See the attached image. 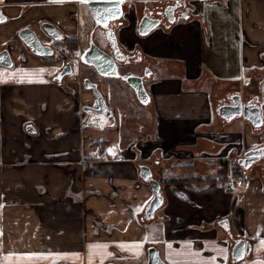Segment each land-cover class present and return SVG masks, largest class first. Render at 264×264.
<instances>
[{
    "label": "crops",
    "instance_id": "1",
    "mask_svg": "<svg viewBox=\"0 0 264 264\" xmlns=\"http://www.w3.org/2000/svg\"><path fill=\"white\" fill-rule=\"evenodd\" d=\"M190 2L192 18L170 31L139 38L134 18L120 31L126 50L136 44L160 65L150 103L136 98L148 119L119 117L106 95L111 77L101 81L113 114L107 124L85 122L95 95L80 79L55 81L64 56L42 59L18 35L30 26L53 45L40 28L50 20L79 40L75 4L0 0L8 18L0 50L13 63L0 65V264H146L149 246L167 264H264V159L243 166L248 175L232 192L211 180L216 160L238 161L264 142V125L236 117L230 126L236 118L218 113L231 104L223 99L259 93L264 0ZM141 165L164 199L152 219L145 212L154 193ZM239 239L251 252L236 262Z\"/></svg>",
    "mask_w": 264,
    "mask_h": 264
},
{
    "label": "water",
    "instance_id": "2",
    "mask_svg": "<svg viewBox=\"0 0 264 264\" xmlns=\"http://www.w3.org/2000/svg\"><path fill=\"white\" fill-rule=\"evenodd\" d=\"M48 2H64V1H80V0H46ZM90 9L93 19L96 23L105 27L110 19L118 18L122 14L121 2L122 0H84ZM5 21V16L0 8V22ZM146 26L139 28V34L144 37L151 33L153 30L158 28V21L156 20H144ZM142 25V24H140ZM42 27L45 33L53 38L54 40L62 39V33L56 26L51 22L42 23ZM19 36L24 42V44L30 48L31 52L39 57L52 56L54 49L50 45L44 44L38 35L30 28L25 27L19 31ZM112 40L116 43V36L113 31L110 32ZM117 49L118 46L116 45ZM5 60L0 61V65L11 67L12 60L7 51H2ZM120 52H116L115 55H109L102 51L94 42L90 43L89 49L84 52L81 57L82 62L86 65L91 66L95 71L102 77H116L123 80L135 93L136 98L144 105L150 102V96L146 90L143 79L141 76L136 74L121 75L118 72L117 60L120 59ZM72 67L70 63H67L63 72L59 74L55 81L60 82L65 74H71ZM86 88L92 89L94 95L97 99L98 106L103 107L105 101L98 91L95 84H90L87 79L85 81ZM260 91L264 97V79L260 83ZM264 105V104H262ZM106 106V105H105ZM87 108H84V110ZM218 113L225 120L231 121L236 117H242L249 121L255 127H262L264 124V117L262 112V107L254 105L252 101H247L243 103V98L240 94H235L233 96V102L231 104L222 105ZM264 156V146L256 149L248 150L243 158L238 160V163L244 167H249L252 163L257 161L259 158ZM140 176L146 182H148L153 190V198L149 202L146 208V217L152 219L154 213L163 204V196L160 192V183L158 180L152 177L151 168L148 165L140 166ZM251 252V245L247 243L244 239L237 240L233 247L231 256L236 262L244 260ZM109 264H119V263H109ZM146 264H167L160 255L159 250L155 246H149L147 248V261Z\"/></svg>",
    "mask_w": 264,
    "mask_h": 264
},
{
    "label": "flooded vegetation",
    "instance_id": "3",
    "mask_svg": "<svg viewBox=\"0 0 264 264\" xmlns=\"http://www.w3.org/2000/svg\"><path fill=\"white\" fill-rule=\"evenodd\" d=\"M64 2H72L73 4H75L76 13H77L76 15L78 17L80 27L82 24H81L79 17L82 13L83 8L86 10V14L91 20V23L89 27L86 29L85 37L83 40V45H81V48H80V41L78 40V38L72 37V38L77 39L78 49L76 50V57L69 58L65 48L60 43H56L58 41L63 40L64 37H66V35H64L62 28L50 20H45L41 22L40 28L44 33L45 31L42 27V23L44 22L53 23L56 26V28H58L59 31L62 33V39L60 40H54L53 38L50 37V40L53 43V45H50V46L54 49V53L50 57L55 58L56 56L57 57L59 56L63 58L64 56L63 64L61 68L56 72L54 79L57 78L61 72H63L67 63H70L72 67V73L65 74L62 77L61 81L58 83L65 82V78L67 77V78H73V79H80L83 86L85 87H86L85 81L87 79L90 81V84H95L98 88V91L102 95L106 106L104 104H103V107L98 106L97 99L95 97V103H94L95 105L94 106L85 105L84 108H87V109L85 110L83 109V112L85 115L84 120L85 122H104V123L110 124L113 121V114H112L111 108L107 105L105 96L102 93L101 88H100L101 79L102 78L104 79L105 77L100 76L93 67L88 66L84 62H82L81 60L82 55L84 54V52H86L89 49L90 43L92 42H94L102 51H104L105 53L109 55H115V53L119 51L121 58L117 60L118 72L120 69H124L127 66H132L133 68H135V71L133 72H127L125 74H121L120 72L119 73L121 75L136 74V75L141 76L143 79L144 85L146 87V90L149 94L148 86L155 79V72L153 70L154 69L153 67L156 66L157 64L158 65L160 64L154 58H151L147 56L146 54H144L142 50L139 48V46L136 44H134L133 48L130 51L126 50L125 47L121 44L120 39H119L120 31L123 28H127L129 26L130 18H134L136 20L135 33L139 38H144L147 36L146 35L142 37L139 34L140 26L142 27L146 26V22L142 23V21L144 20H147V21L156 20L158 21V26H159L158 28H161L162 30H165V31H170L177 23L182 22V21H188L192 18V14L190 12V9L192 6L191 2L190 0H122L121 2L122 14L118 18L110 19L105 27H102L100 24L96 23V21L92 17V14L86 2H80V1H64ZM55 3H59V2H55ZM5 20L6 21L8 20L6 16H5ZM25 27H30V26H24L23 28ZM81 29H83V27ZM111 31H113L116 36V43L114 42V40H112L110 36ZM58 45L61 46L62 48L58 47ZM116 45L118 46V49ZM0 52H2V50H0ZM77 53H79L80 55H77ZM45 57H48V56H45ZM4 60H5L4 54L1 53L0 61H4ZM83 69L87 71L89 70V73L85 72V73H82L81 76H79V72L80 73L83 72ZM90 72H92L93 75L90 74ZM263 79H264V76H263ZM89 90H92V89H89ZM249 100L252 101L254 105H258L262 107V112H263V117H264V105H262L264 104V97L262 96L261 91L259 90V93L255 94L254 96L249 95V97H244L243 103H246ZM232 102H233V96L228 97V99L226 100L225 99L222 100V103H232ZM263 146H264V142L262 145H260V147H263ZM263 159H264V156L259 158L257 160L258 164H261Z\"/></svg>",
    "mask_w": 264,
    "mask_h": 264
},
{
    "label": "rangeland",
    "instance_id": "4",
    "mask_svg": "<svg viewBox=\"0 0 264 264\" xmlns=\"http://www.w3.org/2000/svg\"><path fill=\"white\" fill-rule=\"evenodd\" d=\"M79 19H80L81 24H82L81 28L83 27L81 34L79 36L80 48H81V45H83V40L85 37L86 29L89 27V25L91 23V20L89 19L88 15L86 14V10L84 8L82 9V13H81ZM133 71H135V68H133L132 66H127L124 69L119 70V72L121 74H125L127 72H133ZM85 72H87V70L83 69V72H81V73L79 72V76H81L82 73H85ZM163 75L164 76L168 75V73L161 74V76H163ZM67 80H69V78L66 77L65 81H67ZM102 80H103V78L101 79V81ZM105 85L107 87V94L106 95L108 96V99L110 101V105L118 113L119 117L123 116L124 114H127L128 119H131L134 116H139V117H143V118H147V119L152 117V112L137 102L136 97H135L132 89L123 80H121L120 78H115V77L107 78V79H105ZM238 122H239V118H236L232 121L230 126H234V125L238 124ZM232 142L237 144L235 140H233ZM234 148H235L234 150L236 151L237 148H239V146L234 147ZM225 153H226V151H224L222 153V155H224ZM222 159H224V158H222ZM233 161L234 160H231L230 162H233ZM209 162L210 161H208V162L206 161L205 163H209ZM165 176H167V174H165ZM160 212L161 211L159 210L157 214H160ZM61 264H63V263L61 262Z\"/></svg>",
    "mask_w": 264,
    "mask_h": 264
},
{
    "label": "trees",
    "instance_id": "5",
    "mask_svg": "<svg viewBox=\"0 0 264 264\" xmlns=\"http://www.w3.org/2000/svg\"><path fill=\"white\" fill-rule=\"evenodd\" d=\"M56 43H60L65 50L67 51V55L69 58L76 57V50L78 49V41L76 38L72 37H64L63 40L58 41ZM51 57H43L42 59H50ZM255 131H261L257 128H254ZM195 150V148H192ZM221 149V145H219V148L216 149V152H218ZM214 165L217 167V170L215 172V176L211 177V180H214L216 182L222 183L230 178H233L239 185H243V182L245 181L246 175H248L247 171L243 169L242 165H239L236 160L233 162H229L227 159H218L214 163ZM190 181H195L193 179H188ZM184 180V181H188ZM166 182H177V180H166Z\"/></svg>",
    "mask_w": 264,
    "mask_h": 264
},
{
    "label": "built area",
    "instance_id": "6",
    "mask_svg": "<svg viewBox=\"0 0 264 264\" xmlns=\"http://www.w3.org/2000/svg\"><path fill=\"white\" fill-rule=\"evenodd\" d=\"M236 181L233 178L228 179L227 181L223 182L221 184V187L226 191V192H232L236 188Z\"/></svg>",
    "mask_w": 264,
    "mask_h": 264
},
{
    "label": "snow or ice",
    "instance_id": "7",
    "mask_svg": "<svg viewBox=\"0 0 264 264\" xmlns=\"http://www.w3.org/2000/svg\"><path fill=\"white\" fill-rule=\"evenodd\" d=\"M80 2H84V0H80ZM77 55H80L79 53H77ZM103 247H106V245L105 246H103Z\"/></svg>",
    "mask_w": 264,
    "mask_h": 264
}]
</instances>
